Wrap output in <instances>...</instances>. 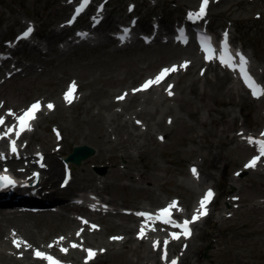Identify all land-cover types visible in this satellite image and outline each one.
<instances>
[{"label":"rangeland","instance_id":"rangeland-1","mask_svg":"<svg viewBox=\"0 0 264 264\" xmlns=\"http://www.w3.org/2000/svg\"><path fill=\"white\" fill-rule=\"evenodd\" d=\"M75 2L0 0V47L28 24L35 35L44 36L41 48L26 46L14 54L19 59L16 69L10 62L0 64V117L6 119L3 129L14 127L9 110L20 115L28 103L40 101L31 130L22 134L18 144L23 147L26 139H32L34 148L25 153L41 150L58 160L55 187L64 166L72 169L71 184L60 193L62 198L90 189L104 200L103 206L64 210L67 224L56 226L41 220L30 232L25 230L42 243L40 247L33 245L28 234L4 227L0 254L24 260L23 264H39L31 257L33 248L58 255L62 264H85V249L96 252L87 264H165L159 260L160 252L178 254L177 264H264V163L256 169L244 167L254 153L247 138L260 135L264 128V95L251 97L242 90L236 73L225 71L220 64L201 63L191 44L154 41L145 46L134 42L118 48L106 36L107 28L123 20L130 7L128 16H139L141 27L145 18L154 16L169 33L175 19L199 8V0H108L107 18L97 32L99 40L77 46L62 41L70 30H51L65 20ZM92 12L93 8L80 23ZM200 24L215 38L226 29L234 50L242 47L249 53V66L264 87V0H211ZM191 49L194 52L189 53ZM186 61L187 67L159 85L133 93L142 73L146 81L161 69ZM136 70L141 73L131 81ZM43 79H52L55 85L44 84ZM23 82L31 85L24 93L11 89ZM73 82L74 98L68 103L64 96ZM125 85L128 91H120ZM168 85L173 86L170 99L166 98ZM125 93L123 100L117 99ZM49 103L54 106L51 110ZM115 122L125 130L117 133ZM46 134L51 138L42 144ZM81 141L92 146L94 154L78 166L66 164L62 156ZM31 161L35 164V157ZM99 167L103 171L98 172ZM193 167L198 176L193 175ZM209 189L214 193L206 206L209 217L193 222L194 235L179 245L168 241L162 226H147L144 237L138 238L142 225L138 217L119 212L123 208L158 209L176 201L177 218H189L194 202ZM91 219L95 230L90 228ZM93 234L102 235V240ZM164 239L167 245L161 242ZM72 243L80 246L72 248ZM1 259L0 264H5Z\"/></svg>","mask_w":264,"mask_h":264},{"label":"snow or ice","instance_id":"snow-or-ice-1","mask_svg":"<svg viewBox=\"0 0 264 264\" xmlns=\"http://www.w3.org/2000/svg\"><path fill=\"white\" fill-rule=\"evenodd\" d=\"M89 3H90V0H82L79 7L76 8V10H75L76 15H79ZM208 4H209V0H201L198 10L195 12H189L187 14L188 19H190V20L203 19L206 16ZM101 8H102V6H101ZM129 10L131 11V7ZM68 23L71 24L72 20H69ZM32 32H33V28L29 25L26 28V30L22 33L21 38H28ZM127 34H128L127 30H125V35H127ZM201 48L205 53V57H204L205 60L218 59L222 66L227 67V68L232 69V70H238L241 79L243 80L245 86L247 88H249L253 97L259 98L260 96L264 95V87H261L256 81H254L253 77L249 74L248 69H247V65L249 62H248L247 58L239 50H237L235 52V57L238 58V62H234L233 55L230 54V52H229L228 33L227 32H225L223 34V39L220 43L219 56L218 57H216L214 55V49L212 47L210 37L205 36L201 39ZM187 64H188V62L186 61L179 66L173 65L171 67H165V68L161 69L159 71V73L155 75L154 78H150V79L146 80L139 88L133 89L132 90L133 93L138 92V91L148 90L153 85H159L171 73L178 71L179 68L187 67ZM172 87H173L172 85H168V88L166 89L169 96L173 95V92L171 90ZM74 91H75V82H73V84L70 86L68 92L65 93L64 99L66 102H68V103L72 102V99L74 98L73 97ZM126 95H127V93H125L121 96H118L117 99L123 100ZM47 107H48V109L51 110L54 106L51 103H49V104H47ZM40 108H41L40 101H36L33 104H31L27 109L23 110L22 114H20V115H16L11 110H9L7 115L15 116L16 126L15 127H12V126L7 127L6 130H4L3 135L0 136V139L8 137L9 135H11L13 133L15 134V136L18 139L21 136V133H23L24 131H30L31 130V121H33L36 118V113L40 110ZM137 123H140V122L137 121ZM4 124H5L4 117H0V125H4ZM260 135L264 136V131H262L260 133ZM247 142L249 144H255L257 146V150H258L259 154L256 156H253L249 160V162L247 164H245L244 167L245 168H255L258 161H260V159L262 157H264V140L253 139L251 136H249L247 138ZM9 146H10L11 152L13 154H15L17 151L16 140H11ZM3 158H4V156L2 154H0V159H3ZM41 166H43V165H41ZM7 171H8L7 169H4L5 173H7ZM191 171H192L194 176H198V172H197V169L195 167H193L191 169ZM237 175H239V173H237ZM33 176L34 177L38 176V174L33 173ZM15 186H16L15 181L9 175H7V174L0 175V187H15ZM213 195H214L213 191L211 189H209L203 195L202 199L199 201V207L195 211V213L193 214L191 221L184 220L180 224H177L171 218V211L173 208H175L177 206L176 201H172L169 205L160 209L155 214H151V213H147V212L136 213V215L143 217L144 221H145V223H142V225L140 227V231L138 233V238L144 237L145 228L147 227L148 223H150V222L155 223L157 221L162 222L164 224H171L173 227H178V228L182 229V234L187 238L188 236L191 235V232L189 229V224L199 220L201 217L206 216L208 214L206 206L211 202ZM233 199H236V198L234 197ZM82 222L86 225L88 224V221H86V220H83ZM90 228L92 230H95L97 228V226L92 224V225H90ZM151 230H155V229H151ZM81 231H83V229H81ZM76 235L79 236L80 232H77ZM171 236L173 239L179 238L178 234L175 232L172 233ZM63 239H64V237L60 238L61 241ZM111 239L119 240V239H122V237H112ZM14 244L17 247H19L18 242L14 241ZM164 244L167 245V241H165ZM70 246L72 248H77L80 245H77L76 243H72ZM156 246H157V244L154 243L153 247L155 248ZM49 247H52V245H49ZM61 251L66 253L68 251V249L67 248H61ZM85 251L87 253L85 264H87V262L89 260H92L95 257L96 252L92 249H85ZM34 256L36 258L43 259V260L47 261V264H61V262L59 260L55 259L53 256L48 255V254H46L42 251H39V250L34 252ZM161 258L162 259L167 258V253L165 252ZM171 264H177V261L172 260Z\"/></svg>","mask_w":264,"mask_h":264},{"label":"bare ground","instance_id":"bare-ground-1","mask_svg":"<svg viewBox=\"0 0 264 264\" xmlns=\"http://www.w3.org/2000/svg\"><path fill=\"white\" fill-rule=\"evenodd\" d=\"M103 23V21H102ZM103 25V24H102ZM101 25V26H102ZM99 29L96 30L95 34L94 35H99L97 32H98ZM99 37V36H98ZM170 48V47H169ZM169 48L166 49V51L169 50ZM15 49L13 48V51ZM189 53H192L194 52L193 49L189 50L188 51ZM157 54H159L160 56H165L167 55V52H160V51H156ZM235 61L234 62H238V58L237 59H234ZM202 62H206L203 57H202ZM137 71V70H136ZM141 72L137 71L132 77H131V81L133 79H135ZM143 78H140L139 79V87L143 84L144 80L147 75H145L144 73H142ZM141 76V75H140ZM44 80H48L46 83L44 82ZM42 83L44 84H47L51 87H53L55 84V82H53L52 79H43L41 81ZM19 85H21V83H19ZM31 87L30 83L28 82H23L21 86H14L13 90L15 91H18L19 93H24L25 89L26 88H29ZM124 89H121L120 91H128L129 89V85H125L123 87ZM167 99H170V96L167 95L166 96ZM116 103H118V101H116ZM155 117V116H154ZM135 118V117H134ZM133 118V119H134ZM166 118V117H165ZM132 119V121H133ZM156 119V118H155ZM135 124H138L137 121H133ZM31 123L33 124V121H31ZM115 131H117V133H121L124 129L123 125L122 124H119V123H116L115 122V128H114ZM127 132V130H126ZM252 137V136H251ZM39 138V137H37ZM43 140H42V144H44V142H47L51 137H49V134H46L44 136H42ZM253 138V137H252ZM21 140V138H19ZM19 140V141H20ZM64 140V139H63ZM77 143V142H75ZM79 144V143H78ZM80 144H86L85 141H81ZM34 145H35V141L32 140V139H26L23 143V147L21 148V150H24L26 152L28 151H32L33 148H34ZM89 145V144H87ZM90 146V145H89ZM44 147V146H43ZM0 150H5L4 146H2V144L0 145ZM43 150V149H42ZM38 159V157H36V160ZM12 162H11V172L14 173L16 176H21V175H30L31 174V170L33 168L32 164L30 163V161L28 160V158H23L20 160H16L15 158L12 157ZM35 160V161H36ZM261 160H264V158H261ZM260 160V161H261ZM47 164H48V168L45 170H38L39 172L42 171L41 173L44 174L40 176V178H42V180L40 181L42 183V187L43 188H46L50 191L52 189H54L55 191H58V193L61 192V190L58 189V187H55V183L57 182V176H58V169L57 167L59 166V162L56 158H54L52 155H49V153L47 154V158L46 160H44ZM49 161V162H48ZM259 164V162L257 163ZM36 168V167H35ZM46 168V165L45 167ZM248 170H251V169H248ZM64 171V169H63ZM52 188V189H51ZM66 190V189H65ZM51 192V191H50ZM41 201V200H39ZM38 201V202H39ZM235 201H241L240 198L236 199ZM191 211H193L195 213V211L198 209V203L197 202H194L193 206L191 207ZM64 209H62L60 212L58 213H50L49 212H45V213H39V214H32V213H22V214H13V215H7V216H4L1 220H0V233L4 231V227H8L9 230L11 229H18L17 231L23 233V234H28L27 238L33 242L34 244H37V245H40L37 243L38 239L35 238V236L33 237L32 234L28 233L32 230V227L33 226H37L39 221L41 220H45L46 222H44L45 224L46 223H51L52 225H59L61 222H63L64 224H67L69 219L66 218L64 216V213H63ZM34 216H37L34 217ZM185 219V218H184ZM186 220V219H185ZM46 226V225H45ZM128 229L127 227L125 228V230ZM25 230H27L28 232H26ZM192 234V233H191ZM93 238H101L102 240V235H95L93 234ZM1 243V242H0ZM88 243H93L91 239L88 240ZM74 253V252H73ZM164 255V253H159V260L165 262L166 264H171V261L172 260H177V256L176 255H173V254H167V258L165 259H162L161 257ZM0 258H4L1 259L2 261L1 262H4L5 264H23V261L24 260H18V261H15L13 259H9L7 258L5 255L3 254H0Z\"/></svg>","mask_w":264,"mask_h":264},{"label":"water","instance_id":"water-1","mask_svg":"<svg viewBox=\"0 0 264 264\" xmlns=\"http://www.w3.org/2000/svg\"><path fill=\"white\" fill-rule=\"evenodd\" d=\"M94 152V148L87 144L75 145L72 151L65 156V160L68 162H72L75 165H80L82 161L88 159L91 155L94 154ZM96 170L103 171V169Z\"/></svg>","mask_w":264,"mask_h":264}]
</instances>
